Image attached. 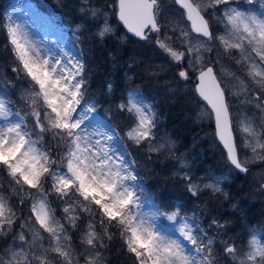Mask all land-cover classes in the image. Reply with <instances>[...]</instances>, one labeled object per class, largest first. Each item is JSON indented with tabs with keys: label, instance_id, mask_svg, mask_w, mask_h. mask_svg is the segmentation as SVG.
<instances>
[{
	"label": "snow or ice",
	"instance_id": "6c2138e0",
	"mask_svg": "<svg viewBox=\"0 0 264 264\" xmlns=\"http://www.w3.org/2000/svg\"><path fill=\"white\" fill-rule=\"evenodd\" d=\"M257 4L264 8V0H207L204 6L200 0H171L167 12L163 0H119L118 5L127 32L161 53L177 89L182 81L196 78V91L214 114L226 162L239 173L249 172L241 149L264 159V119L259 133L250 122L238 129L250 139L247 144L237 141L230 112L234 94L223 85L218 65L229 55L244 64L255 85L244 89V102L264 114V12L254 14ZM88 5L89 0H80L77 34L83 35L79 29L87 25L95 29L91 38L97 43L108 38L123 42L108 25L107 9ZM173 20L186 27L180 29ZM218 23L230 35L217 36ZM4 25L0 19L13 61L8 70L0 69V89L15 95L23 87L27 95H21L25 115L19 121L13 120L20 115L13 111L15 102L0 99V173L8 179L7 185L0 184V264H110L107 254L117 239L131 264H264V243L253 238L245 253L237 240L227 237V222L210 210L188 217L166 206L146 215L138 191L140 174H133L127 149L117 155L119 137L108 116L130 122L125 138L151 160L161 153L174 156L176 150L174 141L158 135L156 114L130 103L132 98L106 101L107 111L97 108L101 101L89 98L87 61L69 64L30 39L19 24ZM113 88L108 83L107 93ZM101 115L108 125L103 131L94 126ZM174 169L173 177L193 201L203 203L202 197L212 193L227 196L220 179L197 176L183 157L174 159ZM205 214L210 219L202 224ZM157 217L173 222L167 225L171 235Z\"/></svg>",
	"mask_w": 264,
	"mask_h": 264
},
{
	"label": "trees",
	"instance_id": "16d2710c",
	"mask_svg": "<svg viewBox=\"0 0 264 264\" xmlns=\"http://www.w3.org/2000/svg\"><path fill=\"white\" fill-rule=\"evenodd\" d=\"M38 4L41 11L58 14L65 17L61 20L66 24V30L75 38L74 42L81 48L87 61L86 67L90 83L89 98L101 103L97 107L107 111L113 98L119 102L123 100V93L128 88L139 90L147 99L154 95V107L157 108V118L161 122L157 129L160 136H169L175 142L174 156L166 157L162 153L157 159L153 156L147 160L146 153L126 140L130 154L134 156V162L141 177H143L150 192L155 196L158 204L164 208L171 206L174 209L175 201L179 202L181 215L192 216L210 210L221 222H227V237L238 241L241 249L246 248L248 230L251 228H264V201L258 197L260 184L252 176V171L244 175L235 170L231 180L221 186V193L205 195L201 200L193 201L189 193L184 189L182 182L173 177L174 159L184 155L186 160H192V168L197 176L208 179L213 175H220L230 169L226 162L225 153L217 141L212 123L201 124L196 116L202 101L197 97L194 90L181 92V89L172 90L176 86L174 73L157 70L156 62H164V58L155 48L149 47L144 41L128 36L124 30L113 21L117 28L116 33L120 37H126L121 42L119 39L108 38L103 44L97 43L91 38L94 29H88L84 25L79 29L83 35L77 34V25L80 23L81 14L77 13L80 3H69V0H33ZM8 0H0V19L6 24L5 4ZM75 2V0H72ZM92 7H103L112 14L116 0H91ZM6 28V25H4ZM13 61V53L10 50L9 38L4 30H0V69L8 70ZM134 62V63H133ZM164 65V69H166ZM162 68V67H161ZM152 72V73H151ZM8 75L12 73L8 71ZM107 83L114 85L113 93L106 91ZM195 85L194 81L189 82ZM175 85V86H174ZM21 87L15 90V95L8 88L0 89L7 91L10 100L16 105H21V95L24 92ZM165 91V94H164ZM187 103V104H186ZM108 118L116 126L117 132L124 135L128 120L120 115L109 114ZM137 171V170H136ZM8 179L0 173V184L7 185ZM209 192L211 190H208ZM26 214V211H25ZM19 215V212H18ZM203 224H207L210 217L206 214L201 216ZM212 235V233H209ZM122 241L117 239L112 245V251L107 254L110 264H131L129 256L121 251Z\"/></svg>",
	"mask_w": 264,
	"mask_h": 264
},
{
	"label": "rangeland",
	"instance_id": "374dc122",
	"mask_svg": "<svg viewBox=\"0 0 264 264\" xmlns=\"http://www.w3.org/2000/svg\"><path fill=\"white\" fill-rule=\"evenodd\" d=\"M69 1H70L69 3L72 4L74 3L77 4V2L80 3V0H75V2H72V0ZM90 2L91 0H89V5H88L90 9L94 8V9H98L100 12H105V10L100 9L103 7H99V8H96L94 6L92 7ZM200 3L202 6H204L207 4V0H200ZM236 3L244 4V0H236ZM163 5L167 12V10L171 5V0H163ZM244 6L245 8L251 7L246 4ZM5 8H6L5 9L6 27L8 26L9 23H11L13 26L19 24L22 30L29 36L30 39L39 43L41 47H43L46 51L50 50L51 52L55 53L58 56V58L67 61L69 64L75 63L77 60H80V62L86 61L84 54L81 51V48L73 40V38L75 37L66 30V24H62L60 22L61 20L65 19L64 16L41 11L38 7V4L35 3L33 0H8V2L5 4ZM113 9L114 11L112 14L106 11V16L109 27L116 32L117 28L113 24L114 21V23L118 26V22L116 19V5L114 6ZM261 12H264V8H260L259 4H257L254 14L260 15ZM77 13H79V11ZM8 17L12 18L11 21L8 20ZM167 18L168 17L166 16V19ZM217 19H219V17H217ZM170 22H172L174 25L178 23L180 29H184L186 27L183 23H179L178 21L175 20ZM216 28L218 29V31L216 32L217 36L227 37L228 35H230L224 23H218L216 25ZM124 38H125L124 40H126L127 36ZM236 59L237 57H233L229 55L228 60L227 61L221 60L218 66L222 69V74L220 78L223 82V85L229 90L230 93L234 94L231 97L233 102L230 108L234 134L237 136L238 142L239 140L243 139L245 144H247L250 138L247 137L242 131H237V130L250 122L252 126L256 128V132L259 133L260 131L259 125L262 122V119H264V114H261L258 109H255L254 107L249 106L244 102L246 96L244 89L246 87H255V85L251 83L250 77H246V73L244 71V64L236 63L235 62ZM156 64L158 65V67H155L157 70L158 69L159 71L164 70V71H168L167 73H170V69L164 62H156ZM164 65L167 66L166 69H164ZM191 81H194L196 85L195 78H192L190 82ZM181 83L183 85V87L180 88L181 92L189 93L192 90H194L195 92L194 84L193 86L190 85L189 81H182ZM174 89H177L176 86ZM23 95L24 96L27 95V89L24 90ZM9 96L10 95L7 91H0V99L8 100L10 99ZM129 98H132L130 100V103L136 102L137 106H148L157 116L158 111L157 108H155L156 106L154 107L155 102L151 100L154 99V95L150 99H147L139 90L128 88L123 93V100H121V102H123L124 100H128ZM92 101L93 103H95L94 100ZM23 106H24V101L19 106L16 105L15 103L13 111L19 112L20 115L14 116L13 120L19 121V119L25 115L23 111H20ZM196 116L201 124H205V125H207V123L213 124L212 113L203 102L202 105L200 106V109L199 110L197 109ZM159 121L161 122V118H159ZM129 123H130L129 121L126 122V125L127 124L129 125ZM94 126L99 127L102 131L107 129L108 125L103 115L97 117V120L94 121ZM111 126L116 128V126H114L113 124ZM125 130H124V135L122 136L120 134L119 135L117 134L119 139L115 140V143L119 146L117 155H120V153L124 152V150L127 149L126 145H124V143L126 144V140L131 141L125 138ZM160 134L161 133H158L159 136ZM167 137L170 138L169 136ZM33 138L35 139V137ZM170 139L172 140V138ZM127 152L130 156L131 161L133 162L132 168L135 169V171H133V174L135 175L137 172L140 174L138 177V191L140 192V199L142 201L143 212L146 215H154L156 208H162V207L156 201L155 196L150 192L143 177H141V173L139 172L138 168L135 165L134 156L129 153L128 149ZM241 152L242 154H246L249 160L248 168L249 170L252 171L251 173L254 179L260 184V189L257 192L258 197L264 201V190H262V188H264V159H261L259 157L253 158V153L251 152L250 149L247 148L241 149ZM166 157H169V155H167ZM181 157H183L184 160L192 167V160L187 161L184 155H182ZM129 170L131 171L132 169L130 168ZM232 175H233V171L229 169L225 173H222L220 175H213L211 178L220 179L221 180L220 187H221L223 184L225 183L227 184L231 180ZM173 203L174 206L176 207H174L172 211L179 212V208H178L179 202L175 201ZM188 217H193V215ZM201 222L203 224L202 219ZM172 223L173 222L167 221L162 217H157V224L164 226V230L167 231L170 235L172 234V230L167 228V225H170ZM253 238L260 240L261 243H264V228L257 227L248 230L246 248L244 249L245 253L248 251L249 242ZM73 242L75 243V237L73 238ZM44 246L45 247L47 246L46 242Z\"/></svg>",
	"mask_w": 264,
	"mask_h": 264
},
{
	"label": "water",
	"instance_id": "95a60500",
	"mask_svg": "<svg viewBox=\"0 0 264 264\" xmlns=\"http://www.w3.org/2000/svg\"><path fill=\"white\" fill-rule=\"evenodd\" d=\"M118 5H119V0H116V19H117V21H118V24L120 25V27L125 31V33L128 35V36H130V37H133V38H136V39H139V38H137V37H135L133 34H131V33H128L127 32V29H126V27L123 25V23L119 20V12H118ZM206 18V17H205ZM189 23V25H190V22H188ZM195 80H196V78H195ZM195 93H196V95H197V97L208 107V109L211 111V113H212V110H211V106L210 105H208L207 104V102L206 101H204L201 97H199V94H198V92L196 91V89L198 88V83H197V80H196V85H195ZM212 116H213V126H214V130H215V135H216V138H217V141H218V143L220 144V146L222 147V149H223V146H222V144L220 143V141H219V138H218V135H217V129H216V124H215V117H214V114L212 113ZM224 150V149H223ZM224 153H225V150H224Z\"/></svg>",
	"mask_w": 264,
	"mask_h": 264
},
{
	"label": "bare ground",
	"instance_id": "6f19581e",
	"mask_svg": "<svg viewBox=\"0 0 264 264\" xmlns=\"http://www.w3.org/2000/svg\"><path fill=\"white\" fill-rule=\"evenodd\" d=\"M136 39V38H135ZM137 40H139V39H137ZM141 41V40H140ZM232 120V119H231ZM233 126V125H232ZM241 174H244V175H246V174H248V173H241Z\"/></svg>",
	"mask_w": 264,
	"mask_h": 264
}]
</instances>
